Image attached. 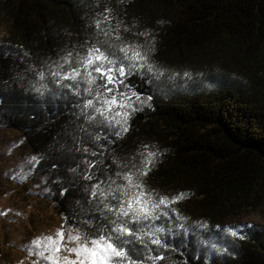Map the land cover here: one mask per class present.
Here are the masks:
<instances>
[{"label": "trees", "instance_id": "obj_1", "mask_svg": "<svg viewBox=\"0 0 264 264\" xmlns=\"http://www.w3.org/2000/svg\"><path fill=\"white\" fill-rule=\"evenodd\" d=\"M0 27V132L34 158L32 176L65 228L112 238L133 264H153L160 253L159 264H264V226L233 222L264 206V0H0ZM93 45L117 66L119 46L138 47L163 72L125 68L115 94L131 96L135 111L126 109L122 136L119 125L88 118L86 83L77 92L48 74L69 51ZM147 151L158 155L138 177L146 193L186 196L133 222L114 211L119 192H91L98 181L108 191L110 178L123 185L116 173L137 171ZM22 192L28 200L33 188ZM126 221L134 235L115 231ZM157 228L166 247L143 235Z\"/></svg>", "mask_w": 264, "mask_h": 264}, {"label": "snow or ice", "instance_id": "obj_2", "mask_svg": "<svg viewBox=\"0 0 264 264\" xmlns=\"http://www.w3.org/2000/svg\"><path fill=\"white\" fill-rule=\"evenodd\" d=\"M109 17L104 16L103 21L97 22V27L100 24L108 21ZM104 32L105 36H109V32L105 29H100ZM114 39L119 40V36ZM118 51L122 53L123 60L130 62V65H124L121 60L120 65L117 66L116 59L110 57L101 49V47L93 45L86 50L84 54L77 53L75 56L69 51L63 58L62 62L56 64L54 67L49 66L48 74L56 79L57 84L64 81H72L76 85V91H79V84L81 82L88 85L84 91L92 96L93 99H88L84 102V109H92L94 115H90V120H95L97 116L101 118L102 122H107L109 125L115 123L119 125V131L115 133L117 136H122L128 131V117L129 112L126 109H135L132 107L131 96H124L118 98L115 92L118 90V85L125 83L124 77L128 75L125 71L126 67L136 68L137 70L146 69L148 73L163 75V72L155 68L149 61L147 54L142 52L138 47L132 45H121ZM69 65L70 69L65 71L64 66ZM46 73L41 71L38 73L39 80L45 79ZM185 75H189L185 73ZM97 80L102 83L97 84ZM65 88H71L72 84H64ZM93 86H95V94ZM46 85H40L36 91ZM136 99L139 95L133 93ZM151 97H149L150 99ZM124 110V111H118ZM116 117H120L116 119ZM147 148V146H145ZM157 152L147 151L144 156L143 166L135 172H125L123 174L116 173L125 183L123 185L116 184V180L110 178L111 182L108 183V191L101 187L105 181H98L93 185L91 195L93 197L100 196L107 198L112 193L119 192L123 197L119 205L114 209L118 216L131 217L133 222L149 221L156 219L155 210L160 206L169 207L171 204L177 203L179 200L184 199L186 194H179L176 197L169 199L161 197L154 201L150 193H146L142 183L138 177L147 176L151 171V166L154 163ZM90 166H94L90 164ZM86 180L93 179L92 175H86ZM112 185H115L113 188ZM107 207V205L105 206ZM113 210V209H110ZM4 214V213H0ZM122 235H134L133 231L127 227V221L124 225L118 226L115 229ZM160 229H155L151 232L143 233L144 236L149 237V241L153 245L159 247H166L162 244L161 239L156 235ZM236 235L235 232L232 233ZM138 238H143L138 237ZM72 244V247H68ZM35 247L40 248L39 256L50 261L51 264H123L127 261L128 264L133 262L128 257L126 251L122 247H118L113 243L112 238L104 237L99 239L89 240L87 237H82L80 234L65 236L63 230L58 229L54 235L46 236L42 240L34 242ZM68 253L74 256L75 259H69V255H61ZM149 259L153 264H159L160 261L166 259L163 253L156 256H150Z\"/></svg>", "mask_w": 264, "mask_h": 264}, {"label": "rangeland", "instance_id": "obj_3", "mask_svg": "<svg viewBox=\"0 0 264 264\" xmlns=\"http://www.w3.org/2000/svg\"><path fill=\"white\" fill-rule=\"evenodd\" d=\"M2 33L3 27H0V36ZM19 140L0 132V178L5 182H0V213H4L0 214V264H51L39 256L41 249L34 242L54 235L58 229L66 237L78 233L63 226L47 196L40 191L39 183L32 176L36 161L21 150ZM26 183L33 188L32 198L28 200L21 194ZM233 222L242 227L264 226V206L246 208L234 216ZM69 259L75 257L69 255Z\"/></svg>", "mask_w": 264, "mask_h": 264}]
</instances>
